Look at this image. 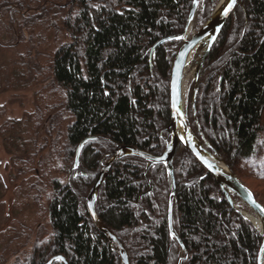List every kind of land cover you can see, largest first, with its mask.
Wrapping results in <instances>:
<instances>
[{
  "label": "trees",
  "instance_id": "obj_1",
  "mask_svg": "<svg viewBox=\"0 0 264 264\" xmlns=\"http://www.w3.org/2000/svg\"><path fill=\"white\" fill-rule=\"evenodd\" d=\"M44 2L55 5L51 24L66 39L51 57L53 80L65 95L62 141L54 149L61 163L48 166L50 175L57 171L63 177L54 175L48 185L50 237L17 264H44L58 254L70 264H122L90 218L86 196L116 147L162 154L170 137L169 76L180 43L151 50L160 39L184 31L193 0ZM214 6L205 0L199 13L204 7L208 18ZM192 92L187 114L199 136ZM195 113L243 182L264 180V0H241L223 27L199 78ZM88 137L95 139L83 146L75 170L76 150ZM146 164L138 156L117 161L95 211L126 249L130 264H178L180 244L171 237L167 218L171 179L164 164L147 170ZM173 168L172 219L185 248L182 264H256L260 232L230 206L214 178L183 147ZM37 173L44 177L39 168ZM254 195L264 205L261 195Z\"/></svg>",
  "mask_w": 264,
  "mask_h": 264
},
{
  "label": "rangeland",
  "instance_id": "obj_2",
  "mask_svg": "<svg viewBox=\"0 0 264 264\" xmlns=\"http://www.w3.org/2000/svg\"><path fill=\"white\" fill-rule=\"evenodd\" d=\"M213 1L215 6L219 2ZM202 2L194 15L191 33L209 18L204 7L199 13ZM39 4H45L44 12L36 9ZM54 6L44 0H0V264L24 262L33 246L51 235L48 185L54 175H63L57 171L50 175L48 166L59 161L54 149L59 150L62 141L65 99L63 89L53 80L51 57L66 42L51 24ZM185 75L187 112L192 88L193 108L195 84L190 69ZM196 97L193 114L197 137L202 143L206 140L212 144L198 124ZM38 168L44 177L37 173ZM243 183L259 193L258 198L264 202V180L247 179Z\"/></svg>",
  "mask_w": 264,
  "mask_h": 264
},
{
  "label": "water",
  "instance_id": "obj_3",
  "mask_svg": "<svg viewBox=\"0 0 264 264\" xmlns=\"http://www.w3.org/2000/svg\"><path fill=\"white\" fill-rule=\"evenodd\" d=\"M202 1L204 0H193L186 26L181 34L160 39L151 50L153 51L157 46L166 42H180L174 53L169 76L170 123L167 126V131L170 133V139L166 144L165 150L161 155L154 156L134 146L123 145L116 147V149L112 152L111 157L102 165L98 176L86 197V207L90 218L97 230L108 240L109 244L115 247L122 264H130L128 253L114 233L98 218L95 211V203L109 171L117 163V161L126 156H138L145 159L148 163L147 168L153 164H164L167 167V171L171 179V191L167 216L168 228L171 237L176 238L180 244L178 264H182L185 248L174 229L172 219L173 203L176 196L173 161L179 147H183L189 151L196 162L199 163L217 182L221 191L225 194L230 206L248 219L260 232L261 239L257 247L256 264H262V256L264 254V211L262 210H264V205L258 201L252 190L247 187L224 162V160L219 157L218 152L212 144L206 140L205 143L200 141L188 122L186 112V91H183V80L186 71L187 69L192 71V81L195 84L193 93L194 109L198 78L201 69L220 32L230 19L231 15L235 12L236 8L240 5L241 0H236L227 15L224 13V8L227 7V3H222V0H219L206 22L197 31L191 33L194 15ZM193 53L194 57L191 59ZM92 139H95V137H88L78 145L74 160V169H76L79 165V156L83 146ZM204 161H207V164H205ZM208 165H211V167H208ZM232 195H235L238 198V201H235L232 198ZM253 201L255 203H253ZM242 204L245 205L258 219L260 227L256 226L254 222L244 214L245 210L240 207ZM57 257H61L62 259H57ZM56 262H60L61 264H70L68 259L61 254L52 256L44 264H54Z\"/></svg>",
  "mask_w": 264,
  "mask_h": 264
},
{
  "label": "bare ground",
  "instance_id": "obj_4",
  "mask_svg": "<svg viewBox=\"0 0 264 264\" xmlns=\"http://www.w3.org/2000/svg\"><path fill=\"white\" fill-rule=\"evenodd\" d=\"M193 57H194V53L192 54L191 59H192ZM191 72H192V71H191ZM187 78H188V76L185 75L184 80H183V91H184V92H185L186 89H187ZM244 214H245L250 220H252L256 226L260 227V223H259L258 219L253 215V213H251V212H245ZM262 264H264V254H263V256H262Z\"/></svg>",
  "mask_w": 264,
  "mask_h": 264
},
{
  "label": "snow or ice",
  "instance_id": "obj_5",
  "mask_svg": "<svg viewBox=\"0 0 264 264\" xmlns=\"http://www.w3.org/2000/svg\"><path fill=\"white\" fill-rule=\"evenodd\" d=\"M235 2H236V0H222V3H227V7L224 8L225 15H227L228 11L233 7ZM204 163L207 164V161H204ZM208 167H211V165H208ZM253 203H255V202L253 201ZM262 211H264V210H262ZM57 259H62V258L57 257Z\"/></svg>",
  "mask_w": 264,
  "mask_h": 264
}]
</instances>
